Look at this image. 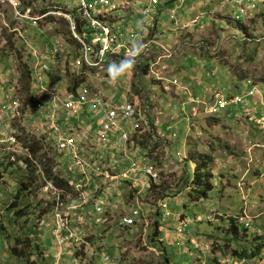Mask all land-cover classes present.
<instances>
[{"label": "built area", "instance_id": "2783aa9c", "mask_svg": "<svg viewBox=\"0 0 264 264\" xmlns=\"http://www.w3.org/2000/svg\"><path fill=\"white\" fill-rule=\"evenodd\" d=\"M77 1L78 8L57 0H0V165L5 172L20 170L26 181L33 175L51 264H134L125 257L128 247L120 255L109 251L110 233L136 231L143 235L141 249L147 246L159 256L164 251L154 246L164 243L159 234L146 240V202L139 199L158 177L143 135L146 129L153 139L161 135L142 79L163 89L168 81L195 113L211 116L247 107L255 89L225 97L207 85L195 89L167 79L163 61L176 51L160 43L163 13L177 31L203 23V13L189 21L194 11L185 9L186 0ZM219 1L235 8L240 22L264 5V0ZM29 27L48 33L52 42L39 46L29 40ZM7 56L9 68L3 65ZM125 60L134 66L121 80L116 100L96 81L117 80L109 66ZM168 150L173 156L171 146ZM173 157L184 161L180 152ZM166 205L162 201L160 207ZM244 214L237 219L250 229L252 220ZM185 228L181 221L167 234L173 245L184 242ZM256 264H264V249Z\"/></svg>", "mask_w": 264, "mask_h": 264}, {"label": "rangeland", "instance_id": "374dc122", "mask_svg": "<svg viewBox=\"0 0 264 264\" xmlns=\"http://www.w3.org/2000/svg\"><path fill=\"white\" fill-rule=\"evenodd\" d=\"M57 2L79 7L77 0ZM186 5L188 9L194 7L189 21L204 14L203 23L190 32L177 31L167 12L161 17L160 43L176 51L172 59L163 61L168 67L167 79L178 78L181 84L195 89L205 84L225 97L244 96L253 88L255 94L249 99L248 108L232 107L211 116L195 113L193 106L185 103L186 98H180L168 81L164 91L160 86L152 87L145 77L142 79L143 91L155 107L152 115L160 121L162 136L153 139L147 129L143 135L148 158L158 173L154 184L159 188L146 191L139 199L146 202V240L157 229V239L161 237L164 243L154 246L164 251L159 256L147 246L146 251L141 249L143 235L136 231H122L117 236L110 233L107 248L120 255L128 247L125 257L134 264H256L263 244L254 258H242L240 253L250 255L257 245L264 243V5L260 4L241 23L236 21L239 12L231 6L223 7L219 0L192 1ZM199 29L203 32L199 33ZM26 34L39 46L52 42L50 35L39 28L29 27ZM11 62L12 57L7 56L3 65L9 68ZM125 78L126 73L118 74L117 80L101 81L100 76L96 82L108 96L118 100L122 96L120 83ZM169 146L173 156L180 152L184 161H175ZM190 152L213 157L210 167L213 190L204 199L193 196L197 189L193 184L196 164L187 161ZM2 175L0 264H30L31 261L51 264L45 249L48 239L39 226L40 203L36 194L30 192L31 187L21 190L18 181L22 172L15 167L5 172V167L0 165ZM15 201L16 208H11ZM162 201L167 204L164 209L160 207ZM21 209L24 215H14ZM244 212L252 220L249 230L240 226L237 219L246 216ZM181 221L186 227L184 242L173 245L172 237L167 234H173ZM16 246L24 252L14 255Z\"/></svg>", "mask_w": 264, "mask_h": 264}, {"label": "trees", "instance_id": "16d2710c", "mask_svg": "<svg viewBox=\"0 0 264 264\" xmlns=\"http://www.w3.org/2000/svg\"><path fill=\"white\" fill-rule=\"evenodd\" d=\"M237 22L241 23L240 21H237ZM24 77L26 79H28L29 73L26 72L24 74ZM187 161H192L194 164H196V167L193 171V176H194V180H193L194 183L193 184L196 186L197 189H195V193L193 194V196H196V198L199 200L204 199L207 197V194L213 190V185L211 183V177L213 175H212L211 170H210V167L213 164V157L210 155H206V154H197L195 152H192V153L190 152V156L188 157ZM32 179H33L32 174H31L30 181L29 180L26 181V178H24V175H21V179L18 181V183L20 184L21 190L26 191L29 187H31ZM158 188L159 187L153 183L151 186V191L156 190ZM32 191L34 192L33 187H31L30 192H32ZM18 198L19 197L17 195L16 200H18ZM16 206H17L16 201L11 204V208H16ZM24 214H25V212L23 209L16 211L14 213V215H17V216H22ZM233 230L236 231V227H234ZM246 230H249V229H246ZM157 234H158L157 229H155L154 235H157ZM262 244L264 245V243L257 245L256 249L253 250L250 255H248L246 253H240V255L243 256L242 258H244V256L254 258L258 255L259 251L262 249V247H263ZM23 252L24 251H18L17 246L13 248V254L14 255L18 254V253L21 254ZM26 262L27 263L30 262L28 258L26 259ZM30 264H35V262L31 261Z\"/></svg>", "mask_w": 264, "mask_h": 264}, {"label": "clouds", "instance_id": "9594fccd", "mask_svg": "<svg viewBox=\"0 0 264 264\" xmlns=\"http://www.w3.org/2000/svg\"><path fill=\"white\" fill-rule=\"evenodd\" d=\"M133 66H134V61L131 60L122 61L119 65L112 64L109 66L108 69L109 75L115 78L116 75L118 74H124L130 71L133 68Z\"/></svg>", "mask_w": 264, "mask_h": 264}, {"label": "crops", "instance_id": "0c3cea01", "mask_svg": "<svg viewBox=\"0 0 264 264\" xmlns=\"http://www.w3.org/2000/svg\"><path fill=\"white\" fill-rule=\"evenodd\" d=\"M190 2H192L191 0H186V4L187 3H190ZM208 3H213L214 2V0H211V1H207ZM185 4V9L186 10H192V11H194V7H192V8H189L188 9V7H187V5ZM176 4L175 3H172V4H170V6L169 7H173V6H175ZM199 33H202V32H199ZM205 84H202V85H200V87H202V86H204Z\"/></svg>", "mask_w": 264, "mask_h": 264}]
</instances>
